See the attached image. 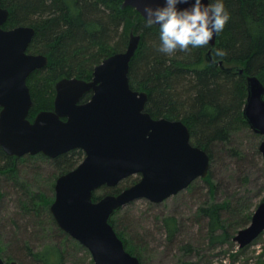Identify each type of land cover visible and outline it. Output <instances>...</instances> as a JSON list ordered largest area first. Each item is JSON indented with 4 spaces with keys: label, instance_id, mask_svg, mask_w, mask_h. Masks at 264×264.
<instances>
[{
    "label": "water",
    "instance_id": "water-1",
    "mask_svg": "<svg viewBox=\"0 0 264 264\" xmlns=\"http://www.w3.org/2000/svg\"><path fill=\"white\" fill-rule=\"evenodd\" d=\"M125 7L144 19L139 0H123L121 8ZM8 16V9L0 4V148L9 157L42 154L50 159L81 150V162L55 182L50 213L57 227L90 253L93 264H140L125 250L109 218L131 202L144 199L159 204L195 180L204 179L209 156L191 143L183 122L152 118L145 111L147 93L130 87L129 65L141 40L133 31L126 49L96 65L91 80L74 77L57 81L53 109L30 120L33 101L27 79L45 68L48 58L28 53L35 33L32 27L3 28ZM216 35L207 46H214ZM205 58L213 64L210 51ZM218 66L227 73L244 72L242 67H225L222 62ZM245 84L242 116L261 137L258 150L264 166V85L253 75L245 77ZM88 93V101L81 102ZM134 175L140 179L132 186L93 201L98 189L114 188ZM263 232L261 202L249 224L232 240L243 249ZM0 264L18 263L5 262L0 252Z\"/></svg>",
    "mask_w": 264,
    "mask_h": 264
},
{
    "label": "trees",
    "instance_id": "trees-1",
    "mask_svg": "<svg viewBox=\"0 0 264 264\" xmlns=\"http://www.w3.org/2000/svg\"><path fill=\"white\" fill-rule=\"evenodd\" d=\"M122 3L123 0H0L9 12L3 28L32 27L35 33L27 51L48 58L47 66L34 71L27 79L33 101L28 118L33 120L35 109L48 100L57 81L74 77L91 80L96 65L126 49L131 31L139 34V47L129 65V85L133 90L147 93L145 111L152 118L180 120L189 130L191 143L209 156L208 175L200 181L208 185L212 201L203 203L197 215L205 224V235L211 246L233 245L235 232L249 224L254 205L242 209V197L236 193L221 202L214 200L217 186L211 181L213 163L219 152L230 157L241 155L239 149H229V146L238 124L248 126L241 113L247 96L245 77L257 76L264 85V0H225L231 17L224 30L216 35L214 46L190 52L178 50L173 55L158 51V26L146 28L141 15L131 7L122 9ZM216 48H224L227 55L217 57ZM208 51L213 64L205 58ZM218 62L225 67H242L244 72L242 75L224 72ZM90 96L86 94L81 102L88 101ZM43 108L46 110L39 112L52 110L53 104ZM83 157L81 150H72L52 159L51 163L63 175L74 169ZM19 159L7 156L0 148V177H6L13 189L24 190L19 203L27 201L22 211L36 223L48 205L34 194L26 196V189L18 181L16 161ZM242 179L247 182L248 176ZM103 188L113 194L123 190L119 186ZM92 198L99 199L95 193ZM109 223L125 250L133 254L134 248L129 246L125 234L117 231L112 217ZM164 223L171 240L177 233L176 220L167 218ZM243 249L234 251L232 257ZM36 257L42 264L64 263V254L57 246L46 248Z\"/></svg>",
    "mask_w": 264,
    "mask_h": 264
},
{
    "label": "rangeland",
    "instance_id": "rangeland-1",
    "mask_svg": "<svg viewBox=\"0 0 264 264\" xmlns=\"http://www.w3.org/2000/svg\"><path fill=\"white\" fill-rule=\"evenodd\" d=\"M54 98L55 88L48 100L35 109V115L41 109L46 110L43 107L52 105ZM260 142L261 137H257L248 126L238 124L232 134L229 149L237 148L241 155L230 157L224 152L217 154L211 179L217 186L214 200L221 202L236 193L242 197V209L253 204V211L263 202L264 166L258 150ZM51 160L37 154L27 155L16 161L18 181L26 189V196L34 194L36 199L45 200L48 205L47 211L41 218H37L36 223L26 218L22 211V206L27 201L19 203V199L25 194L24 190L20 187L18 190L13 189V184L6 177H0L1 257L8 263L15 261L18 264H42L36 259V255L46 248L57 246L64 254L63 264H93L90 253L62 232L50 213L55 196V182L61 176ZM244 175L248 176L247 182H243ZM139 179L137 175L130 176L118 186L124 190ZM200 180H195L188 188L159 204L139 199L112 214L117 231L123 232L129 246L134 248L131 255L137 257L140 264H264V232L234 258L232 253L240 249L233 240V245H210L205 235V224L197 211L203 203L211 202L212 198L208 193V185ZM113 193L102 187L95 192V196L100 199L107 194L116 195ZM167 218H174L177 223V233L171 240L164 223ZM186 246L190 252L186 251Z\"/></svg>",
    "mask_w": 264,
    "mask_h": 264
},
{
    "label": "clouds",
    "instance_id": "clouds-1",
    "mask_svg": "<svg viewBox=\"0 0 264 264\" xmlns=\"http://www.w3.org/2000/svg\"><path fill=\"white\" fill-rule=\"evenodd\" d=\"M139 2L144 26H158V51L166 55L207 46L231 17L225 0H156L155 6L153 0ZM215 55L222 58L227 52L216 48Z\"/></svg>",
    "mask_w": 264,
    "mask_h": 264
},
{
    "label": "flooded vegetation",
    "instance_id": "flooded-vegetation-1",
    "mask_svg": "<svg viewBox=\"0 0 264 264\" xmlns=\"http://www.w3.org/2000/svg\"><path fill=\"white\" fill-rule=\"evenodd\" d=\"M25 156H27V155H25ZM30 156H35V155H30ZM22 157H24V156H22ZM14 158H21V157H14Z\"/></svg>",
    "mask_w": 264,
    "mask_h": 264
},
{
    "label": "bare ground",
    "instance_id": "bare-ground-1",
    "mask_svg": "<svg viewBox=\"0 0 264 264\" xmlns=\"http://www.w3.org/2000/svg\"><path fill=\"white\" fill-rule=\"evenodd\" d=\"M11 262V261H10Z\"/></svg>",
    "mask_w": 264,
    "mask_h": 264
}]
</instances>
